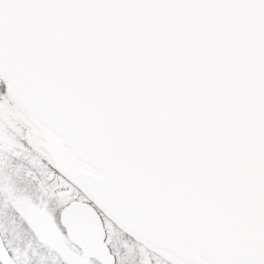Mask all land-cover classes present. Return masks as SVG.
Returning a JSON list of instances; mask_svg holds the SVG:
<instances>
[{
	"label": "snow or ice",
	"instance_id": "1",
	"mask_svg": "<svg viewBox=\"0 0 264 264\" xmlns=\"http://www.w3.org/2000/svg\"><path fill=\"white\" fill-rule=\"evenodd\" d=\"M0 264H264V0H0Z\"/></svg>",
	"mask_w": 264,
	"mask_h": 264
}]
</instances>
